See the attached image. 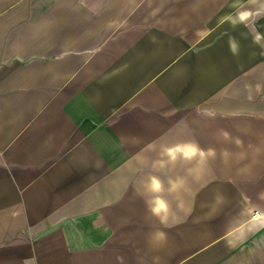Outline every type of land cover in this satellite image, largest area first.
<instances>
[{"label":"crops","instance_id":"obj_1","mask_svg":"<svg viewBox=\"0 0 264 264\" xmlns=\"http://www.w3.org/2000/svg\"><path fill=\"white\" fill-rule=\"evenodd\" d=\"M184 5L0 0V264H264V106Z\"/></svg>","mask_w":264,"mask_h":264},{"label":"rangeland","instance_id":"obj_2","mask_svg":"<svg viewBox=\"0 0 264 264\" xmlns=\"http://www.w3.org/2000/svg\"><path fill=\"white\" fill-rule=\"evenodd\" d=\"M196 1L182 0V6L190 3L191 8L207 9L188 12L182 10L180 34L197 36V40L212 34L215 37L241 35V67L246 69L241 71V95L247 99L260 98L264 106V0H210L201 6L195 4ZM176 13L166 11V23L170 24L168 21L174 19ZM154 14L157 13L151 11V22L155 21ZM161 17V14L157 17L160 23ZM150 29L151 35L162 34L163 31L169 34L167 27L153 25ZM255 36L260 37L258 43L254 42ZM238 240L241 242V237ZM248 241L253 240L250 238ZM224 264H241V250L229 256Z\"/></svg>","mask_w":264,"mask_h":264},{"label":"clouds","instance_id":"obj_3","mask_svg":"<svg viewBox=\"0 0 264 264\" xmlns=\"http://www.w3.org/2000/svg\"><path fill=\"white\" fill-rule=\"evenodd\" d=\"M260 37L259 36H255L254 37V42H259ZM229 49L230 51L235 55L237 54V46L235 43L232 42V40L230 39L229 41ZM194 151L192 153H185V156H189L194 154ZM149 188L152 192L154 193H158L161 191V182L158 178H156L155 176L151 177L150 179V184H149ZM176 185L173 184L172 185V190H175ZM150 211L159 216L161 218V220L163 221L164 219H166L167 213L169 211V206L168 203L161 197L157 196L155 198V200L153 202H151V206H150ZM159 235H163V233H159Z\"/></svg>","mask_w":264,"mask_h":264}]
</instances>
